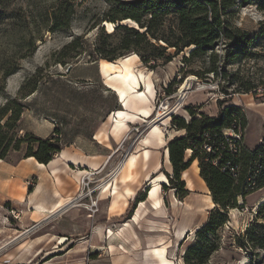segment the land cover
I'll use <instances>...</instances> for the list:
<instances>
[{"label": "rangeland", "instance_id": "rangeland-1", "mask_svg": "<svg viewBox=\"0 0 264 264\" xmlns=\"http://www.w3.org/2000/svg\"><path fill=\"white\" fill-rule=\"evenodd\" d=\"M117 1L133 0H12L4 12L5 17L0 20V107L9 99L17 98L20 88L27 80L35 75L39 76L37 93L23 101L26 111L18 123V134L21 137L31 134L48 139L56 136L54 130L59 128L62 143L69 145L66 148L78 149L87 156L105 155L108 158L107 168H101V173L92 177L91 187L105 179L125 156L135 152L137 155L136 144L148 136L149 131L154 128L153 125L160 131V140L155 144L154 150H151L150 162L154 167L161 165L154 180L167 178L171 170L165 161V145L175 136L170 130L169 114L174 112L187 117V106L197 107L200 112L209 116L219 113L220 102L224 106L236 105L244 108L249 123L246 143H259V138L264 133V51L260 48L259 39L256 42L257 49H254L257 56L230 66L226 69L225 78L222 75L199 77L191 73L203 74L209 61L204 59L185 65L182 59L188 56L189 51H185L167 65L160 64L154 71L143 66L139 59L135 60L132 63L134 73H142L145 82L152 86L151 92L147 93L149 104L140 103L138 107L150 108L152 118L144 119L134 113V105L128 111L130 113L124 112L122 123L119 124L116 113L124 111L119 98L101 73V61L92 63L89 57V51L101 36V30L93 27L110 14L111 6ZM65 3L73 6L75 12L69 28L54 30L53 14ZM263 20L264 13L259 12L255 6L237 7L229 16L234 28H239L250 36L258 33ZM79 36H84L88 42L81 55L66 66L56 64L54 55ZM216 52L223 56L224 47H218ZM12 72L14 73L5 79ZM233 75H236L238 84L231 80ZM184 86L188 87L183 89ZM250 86L257 92L243 93ZM168 90L171 91L170 95ZM142 91H145L144 83ZM106 105L116 106L120 110L108 114ZM162 107L167 109L162 111ZM163 112V116L157 118ZM131 114L136 115L135 119L130 118ZM104 134L108 136L106 141H103ZM24 152L11 153L6 161L17 163L24 159ZM166 158L168 159L167 149ZM57 163L58 161L49 165L54 167ZM93 172L82 169L78 173L79 182L84 175ZM185 175L183 178L186 188L191 191L189 197L179 200L173 190H164L162 186V196L165 197L167 205L165 218L162 220L158 213L150 212V264H184L183 256L195 243L197 227L208 222L210 211L214 207L210 192L200 178L198 163L195 162ZM28 184L32 187L34 181L29 180ZM263 201L264 190H261L247 198L244 208L230 212L229 223L219 232L220 249L207 264H254L250 262V253L236 247L234 238L244 235L252 226L257 206ZM6 213L8 214L7 208ZM8 217L11 218L12 230L7 231L11 243L5 248L6 255L0 252V262L17 264L21 256L20 239L17 238L23 233L35 234L40 226L22 231L19 228L21 218L15 220L9 215ZM184 230L188 231L184 238H180ZM159 234L168 237V251L163 247L158 248L162 244L158 239ZM56 240L59 241L60 238ZM102 255L104 251L89 245L83 256L88 263L102 259ZM162 255L168 263L160 259ZM3 259L12 261L6 263ZM256 264H264L263 251Z\"/></svg>", "mask_w": 264, "mask_h": 264}, {"label": "trees", "instance_id": "trees-1", "mask_svg": "<svg viewBox=\"0 0 264 264\" xmlns=\"http://www.w3.org/2000/svg\"><path fill=\"white\" fill-rule=\"evenodd\" d=\"M12 0H0V20ZM255 6L264 13V0H133L115 2L110 14L96 24L93 29L101 30V36L89 51L90 62L101 60L114 62L132 55L138 56L146 68L154 71L167 65L185 51L182 61L185 65L207 59V69L196 76L211 75L226 77L230 66L257 56L256 42L261 40L264 51V20L257 34L250 36L239 28H234L229 16L237 7ZM74 8L68 3L62 4L53 14L54 30L69 28ZM134 22L136 27L122 24ZM114 23L113 33H106L100 27L103 23ZM143 30V31H141ZM84 36L76 37L59 53L56 64L66 66L76 60L87 47ZM224 47V55L216 51ZM223 72V74H222ZM11 74L5 76L7 79ZM231 80L238 84L235 79ZM39 76L27 80L19 90V96L9 99L0 107V162L6 161L11 153L25 151L24 159H35L41 165H49L68 147L62 143V134L55 128L54 135L42 139L28 134H18V123L26 111L23 101L37 93ZM252 86L243 93H256ZM167 93H171L170 90ZM217 116H209L197 107L187 106V117L172 115L170 130L175 136L167 145L171 173L167 174L169 184L164 190H173L176 198L186 199L190 192L186 189L183 174L197 162L200 178L204 181L214 207L210 211L208 222L195 232V243L184 256V264H207L213 254L220 249L219 232L229 223V214L233 210L245 207L247 198L264 190V136L255 145L246 143L248 119L244 108L236 105L224 106L219 103ZM108 114L120 109L106 105ZM229 132L241 136L232 138ZM260 139V138H259ZM140 194L125 218L130 219L136 204L144 199ZM256 218L244 235L235 236L236 247L250 253L251 263L264 252V201L257 206Z\"/></svg>", "mask_w": 264, "mask_h": 264}, {"label": "crops", "instance_id": "crops-1", "mask_svg": "<svg viewBox=\"0 0 264 264\" xmlns=\"http://www.w3.org/2000/svg\"><path fill=\"white\" fill-rule=\"evenodd\" d=\"M152 132L149 131L144 140L138 141L136 158L131 166H128L129 160L126 162L123 172L111 185L113 187L102 194L98 212L93 218L83 207H72L69 203L79 191L78 173L82 169L106 170L108 158L105 155L87 156L70 147L53 160L58 161L54 167L40 166L33 158L21 159L17 163L1 161L0 252L6 255L5 248L11 243L7 233L12 230L7 208L22 212L19 221L22 231L34 225L40 226L35 234L21 232L23 234L17 238L20 239L21 248L20 262L17 264H150V212L158 213L162 220L167 212L166 199L162 196L164 184L154 180L161 165L154 167L150 162L151 150L160 140L157 135L150 136ZM105 136L103 141L108 139ZM166 149L167 145L165 161L171 170L169 151L167 149V159ZM29 180L34 181L32 187L28 186ZM151 180L155 183L151 184ZM186 189L191 192L189 188ZM152 192H155L154 198L151 197ZM140 194L145 196L143 201L136 204L133 215L126 219V214ZM57 238L67 241L60 245ZM167 238L163 234L158 235L162 242L158 248L163 247L168 251ZM89 245L104 251L102 259L88 263L84 261V251ZM2 261L9 263L12 260Z\"/></svg>", "mask_w": 264, "mask_h": 264}, {"label": "bare ground", "instance_id": "bare-ground-1", "mask_svg": "<svg viewBox=\"0 0 264 264\" xmlns=\"http://www.w3.org/2000/svg\"><path fill=\"white\" fill-rule=\"evenodd\" d=\"M104 24H105L104 26L106 27L108 33L114 32L116 24L114 25V23L112 24L109 22H105ZM122 24H124V25L130 24V26L136 27L138 29L137 25L130 20L124 21ZM141 31H143V30H141ZM138 59H139L138 56L133 53L132 55L121 58V59L114 61V62H108L105 60H101V73L104 76V78L108 81V83L110 84L111 89L114 90L117 97L119 98V102H120V105L122 108H124L127 111H131V109H133L134 105H135L136 106L135 107V110H136L135 113L144 119L150 120L152 118L151 109L147 108V107H138V105L140 103L143 105L149 104L147 93H150L151 89H152L151 84L145 82V76L142 73H140V74L134 73V71L132 69V65H133L132 63ZM143 83L145 84V91H142ZM187 87L188 86H184L183 89H186ZM166 109H167L166 107H162V111H165ZM164 113L165 112L159 113L157 118H161ZM116 115H117L116 118H117L119 124H121L122 120L124 118L123 117L124 111H119L116 113ZM135 117H136V115L131 114L130 118L135 119ZM153 126H154V128L152 130L153 132L150 133L151 134L150 136H156L157 135L159 137L160 131H159L158 127L156 125H153ZM135 154H136V152L131 154L129 156V158L126 159L125 162L119 167V170H117V172L119 174L117 179L119 178L120 174L123 172V170L127 164L126 162L128 160H129L128 166H131L132 162L136 158ZM40 166H43V165L40 164ZM87 175H89V173H87L84 176H87ZM83 177H82V179H83ZM117 179H115V180L117 181ZM157 179H155V180H157ZM158 182L163 183V184H169V180L166 177H161L160 179H158ZM153 183H155V181L151 180V184H153ZM155 185H157V183ZM112 187H110L108 189L110 190ZM109 190H107L106 192H108ZM154 196H155V192H152L151 197L154 198ZM136 221H137V219H136ZM198 229H196V230L198 231ZM187 231L186 230L182 231L180 234V238H184ZM59 241L60 242L58 244L63 245L66 243L67 240L65 238H62ZM160 257H161L160 259L164 263H168L167 259H165V257L163 255Z\"/></svg>", "mask_w": 264, "mask_h": 264}, {"label": "built area", "instance_id": "built-area-1", "mask_svg": "<svg viewBox=\"0 0 264 264\" xmlns=\"http://www.w3.org/2000/svg\"><path fill=\"white\" fill-rule=\"evenodd\" d=\"M173 115H176V113L173 112ZM229 135L232 138H235L237 140L241 139V136L236 134L235 132H229ZM263 135L260 137L258 142H261L263 139ZM130 155L125 156L123 160L119 163V165L110 172V174L107 175V177L103 180H101L98 184L91 187L92 183V177L99 175L102 171V169L96 170L93 173H89V175L84 176L82 181L79 183V191L75 198L70 201L69 206L72 207H83L85 210L89 211V217L93 218L95 214L98 212L99 208V202L102 194H104L108 188L112 187L115 179L118 177L119 167L125 162L126 159L129 158ZM8 215L13 217L15 220H19L21 218L20 211L16 212L14 209H7ZM36 226H33L32 229L36 228Z\"/></svg>", "mask_w": 264, "mask_h": 264}, {"label": "water", "instance_id": "water-1", "mask_svg": "<svg viewBox=\"0 0 264 264\" xmlns=\"http://www.w3.org/2000/svg\"><path fill=\"white\" fill-rule=\"evenodd\" d=\"M104 25H105V24L103 23L101 27H102V28H106ZM172 115H173V114H169V116H172Z\"/></svg>", "mask_w": 264, "mask_h": 264}]
</instances>
